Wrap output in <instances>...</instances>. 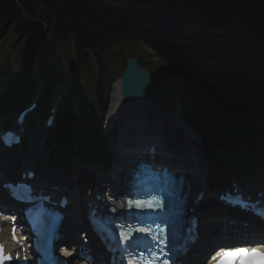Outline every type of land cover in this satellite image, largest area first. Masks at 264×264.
Segmentation results:
<instances>
[{
	"label": "trees",
	"instance_id": "16d2710c",
	"mask_svg": "<svg viewBox=\"0 0 264 264\" xmlns=\"http://www.w3.org/2000/svg\"><path fill=\"white\" fill-rule=\"evenodd\" d=\"M131 43L160 58L156 72L141 58L143 68L175 80L217 122L224 137L209 136L203 151L212 170L264 169V0H0V117L27 106L42 83L30 132L63 96L58 151L53 131L47 157L73 156L79 141L77 158L106 175L109 97L136 55Z\"/></svg>",
	"mask_w": 264,
	"mask_h": 264
},
{
	"label": "rangeland",
	"instance_id": "374dc122",
	"mask_svg": "<svg viewBox=\"0 0 264 264\" xmlns=\"http://www.w3.org/2000/svg\"><path fill=\"white\" fill-rule=\"evenodd\" d=\"M132 44L134 46H131ZM130 47H131L130 48L131 51H134L136 54L133 58H136L138 60V62L141 61L142 59H144L147 63L150 62L152 70L154 72L157 71L158 67L161 65V61H160V58L153 57V54H152L153 52L151 49H149L145 44H142V43H131ZM154 80L157 84V95H156V99H155V105H157L158 107L163 109L162 112L159 113L160 115H156L157 113L155 111H152V110L147 112L148 109H145V108L140 109L138 107H141V106H135L131 102L126 101L124 99V101H125V102H123L124 108H123L122 112H120V117L124 118V120H120V118H118V119H115L112 122V124H109V117L111 115V107H112V99L114 97V91L113 90H114L116 84H114V86H112L111 94L109 97V100L111 99V101H110L111 106L109 109L108 119H107L108 126H107V122H105V124H104V127H105L104 134H105L106 139L108 141V147H109L108 150L112 156V162H114V164L116 163V161H115L116 154H119V152H120V151H115V150H117V147H120L123 143L129 142V141L131 143L140 141L139 135H131L132 132H134V129H132V126L130 123L135 122V120H133L134 114L137 115L135 113V110H139L141 112L140 115L137 116V121L142 122V125H143L142 126L139 124L140 127L138 128V131L146 128L144 121H146V122L149 121V117H148L149 115L147 113H149L150 116H152V117L155 115V116L159 117V120H162L164 112L167 111L169 114V117H167V118H169V120L165 121L163 119L159 123L160 128H162L163 133H165L164 142H166L168 144V146H176L177 143L182 144L184 142H185V145H189V138H187L185 131L183 130L182 127L178 126V124H182V123H181L180 119L178 118V116H175L174 114L181 116V118H183V120L185 122H187L191 127H193L195 129V131L198 133V135L201 137V142H199L196 139L190 138V141L193 140V141H196V143H195V145L192 144L189 147V150L192 153V155L193 154L196 155L199 158V160H200V155H201V160H203V162H201L200 169L203 172V174H206V172L209 170H208V167H207L206 163L204 162V158H203L204 157L203 152H202V151H204L203 139L206 140V138H208L209 136L214 137V138H221V137H224V133L222 132V130L219 127H216L217 122L214 119L207 120V118H205L196 109V107L193 104V101L189 98L188 94L186 92H184L183 87L180 86L175 80H166V82H164L163 80H165V79H159L157 77H154ZM158 80L160 83L158 82ZM149 108L151 109V107H149ZM133 112H134V114H133ZM30 121L28 122L29 126H31ZM81 124H83V122ZM133 126L138 127L137 124H135V125L133 124ZM0 127H2V126H0ZM147 127L151 128L152 125L148 124ZM34 129H35L34 133L28 134V131H26L23 136L28 135L27 139L29 140V144L30 143L33 144V146L31 145L29 147V149L31 151L30 153H28L29 158H30L29 164L34 165L38 169L40 167L39 159L47 157L44 153V150H45L44 139H46L47 136L44 135V133L46 132V130L50 131L51 128H47L43 133L41 131L42 126L38 125V126L34 127ZM50 134H51V132H50ZM44 136H46V137H44ZM50 138H51L50 140H51L52 151H58L54 146V141L56 139V136L53 135V137H50ZM34 142H35V145H34ZM80 146L81 145H80L79 141L78 142L76 141L75 143L69 145L68 150L70 149L71 151H73L72 152V154H73V153H75L73 148L74 147L80 148ZM182 147L183 146L181 145L180 149H183ZM170 148L173 149L172 147H170ZM173 150H175V149H173ZM48 159H49V157H48ZM55 159H57V161ZM74 159H75V157H72L69 155H63L61 157V159L53 157V161H56L58 163H55L52 167H56V168L61 169V168L69 167L72 164H77V172L82 176L83 179L85 178L87 180H86V184H85L82 182V179L80 178L81 187H80L78 193H77V191H75V193L77 194L76 199L81 200V201H85V200L93 197L95 195V193L98 192L99 189H103L104 183H101V185H98V181L96 180V176L93 175L92 171H90V170L89 171H83L79 162L76 159L73 162ZM44 167H46V166L44 165ZM29 168L31 169L30 166H29ZM50 168L46 169L44 171L42 177H46V179H47L46 171L50 170ZM113 168H114V165H112L110 168V171H111L109 173L110 176L112 175ZM15 172H16L15 170H11V172H9L11 174L10 176H15ZM202 172L201 173L199 172L200 175H202ZM39 174H40V171L37 170V176ZM61 176L63 178L62 174H61ZM200 178H201V176H198V179H199L198 185H203L202 179H200ZM247 179L251 180L250 182L247 183L248 186H251L253 188H260V187L264 186V173L261 170H256L255 172H252ZM50 181H51V183H53L52 180H50ZM47 182H48V180H47ZM188 183L189 182H187V185H188ZM97 187H99V188L97 191H95V189ZM89 188H92L91 191H89ZM0 218H3V217H0ZM212 230H220L219 232L224 231V229H222L221 227H214L210 230H206L207 233L205 234L203 232L202 238L200 239V243H203L205 241L207 234H210ZM4 232H5V230H4ZM227 232H232V231H227ZM250 234H251V231H250ZM230 236H232V234H230ZM88 237L91 238L90 235H88Z\"/></svg>",
	"mask_w": 264,
	"mask_h": 264
},
{
	"label": "bare ground",
	"instance_id": "6f19581e",
	"mask_svg": "<svg viewBox=\"0 0 264 264\" xmlns=\"http://www.w3.org/2000/svg\"><path fill=\"white\" fill-rule=\"evenodd\" d=\"M126 65H127V63H126ZM125 69H126V67H125ZM115 84L116 85H115V88L113 90L114 91V97L112 99V107H111V115L109 117V124H112V122L118 118H120V120H124V118L120 117V112H122V110L124 108L123 102H125L124 101L125 98H124L123 93L121 92V89H120V82L118 81ZM110 106H111V103L108 107L106 122L108 119V113H109ZM135 106H139V105H135ZM149 107H151V109ZM138 108L148 109L147 112H149L150 110L155 111L157 113L156 115H160L159 113H161L160 112L161 109L154 104L144 105V106H141ZM135 113L137 115H135L133 112V114H134L133 120H135V122H132V123L129 122L132 126V129H134V132H132L131 135H139L140 141L133 142V143H131L129 141V142L123 143L120 147H117V150H115V151H120V152H119V154H116V157H115L116 163L114 164L112 175L106 176V177H104L102 175H97V177H96V180L98 181V185H101V183H104L103 189L98 190V188L100 186L95 189L96 191L98 190L97 193L103 195V197L106 198L110 204H112V200H114L115 203H117L118 201H122V191H123L122 188L125 185L126 172L123 171L121 173L119 171V169L121 167H118V166L122 163L124 170H126L127 168L133 169L134 168L133 163L132 162L128 163L127 161H131V160L135 161L136 158L134 157V154L137 151H143L144 148L149 150L150 156L149 155L140 156L141 158H144V159H140V157H139L138 159L141 161H146L145 158H149V160L153 159L154 161H156L158 151H162L163 156L166 158V160L170 161L172 164L174 163V158H183L184 160L178 161L177 164H179V163L183 164L182 172L184 174L186 173V175H184V176H186L185 180L186 181L189 180L190 188L192 190L198 189L199 185L197 184L196 180L199 181V179L196 177V175H198L199 172L200 173L202 172L200 170L201 163H200L199 158L194 154L192 155V153L189 150V147L192 144L195 145V143H196V141H193V140L190 141V138L196 139L199 142L201 141V139L199 138L197 133L194 131V129L189 124H187L183 120V118H181V116L174 114L175 116H178V118L180 119V121L182 123V124H178V126L182 127L183 130L185 131L187 138H189V145H185V142H184L182 144L177 143L176 146H168V144L166 142H164L165 133H163V130H162V128H160L159 123L163 119L166 121V120H169V118L166 119V117L163 116L162 117L163 119L159 120V117H157L155 115L152 117V116H150L149 113H147L149 115L148 116L149 121L146 122L143 120L146 128L138 131V128L140 127L139 124L142 125V122L137 121V116L140 115L141 112L139 110H135ZM133 124L134 125L137 124L138 127H134ZM148 124L152 125V127L151 128L147 127ZM107 126H108V122H107ZM44 135H48V132H45ZM54 135H57V132H55ZM156 144H158L159 146H157ZM181 145L183 146L182 147L183 149H180ZM170 147H172L175 150L171 149ZM15 149L16 148L12 149V153L15 152V154H11L10 150L5 149V148H3L2 151L0 150V169L2 168L3 170H8V169H4V168H6L7 166H9L11 164H15L17 162L19 164H24L27 162L30 163V160L25 159V157L29 158L28 154L23 156L19 151H16ZM75 151H77V149ZM30 152L31 151H27V153H30ZM197 163L198 164L200 163L199 166H196ZM125 164H127V165H125ZM81 168L83 171H86V169L83 168L82 166H81ZM172 170L174 171L175 168H173ZM5 174L2 172L0 173V178L2 179V181L0 183H2L3 181L6 180L7 177L5 176ZM61 174L63 175V178H62ZM46 176H47L48 184L51 183L50 180H52V182H53L52 184H55L58 186L59 191L56 194L58 196L66 195L69 197V199L72 202V205L69 206L68 209L65 211L66 215H65L64 222H63V230L64 231H70L74 222L77 221L76 227L79 230V232H81L84 228L82 226L78 225V221H79V219H81V213H80V208L76 204L77 194L75 193V191H77V193H78V191L81 187L80 178L82 179V182H84V179L77 172V164H72L69 167L61 168V169L56 168V167H51L50 170L46 171ZM40 177H41V172L37 176V178L39 180H41ZM194 179H196V180H194ZM93 199L94 198H89V200H93ZM88 204L89 203H86L87 207H88ZM46 205L52 206L51 204H46ZM224 206L225 205L222 204L223 208H224ZM87 210L88 209H86L85 212H87ZM85 212L83 210V214H85ZM208 215L213 216L210 213H208ZM82 218L85 219V216H82ZM9 223H11L10 220H9ZM7 226H9L8 220H6V218H0V243H5L7 245L9 252H17L18 249L16 248V245L12 243L10 236L8 237L7 233L10 230L8 229ZM4 230H5V232H4ZM219 231L220 230H212L209 235L207 234V236H206L207 241L205 243L206 246L200 251V253H199L200 257L203 258L206 255V253L210 250L211 246L218 245L217 241H223V240L227 239L230 236V234H234L232 232H227V231L219 232ZM204 233L205 234L207 233L206 230L204 231ZM256 233H257L256 230H253L251 237L255 236ZM80 234H82V233H80ZM78 238L79 237H76L73 240L77 241ZM86 240H87L86 243H87L89 249H91V247L95 243H97L96 242L97 240L94 241V239H92V238L90 240L87 238ZM252 243L254 244V246H264V240L263 241H253ZM205 248H206V251L204 252Z\"/></svg>",
	"mask_w": 264,
	"mask_h": 264
},
{
	"label": "water",
	"instance_id": "95a60500",
	"mask_svg": "<svg viewBox=\"0 0 264 264\" xmlns=\"http://www.w3.org/2000/svg\"><path fill=\"white\" fill-rule=\"evenodd\" d=\"M119 82L124 98L133 105H149L156 98L157 84L154 77L139 65L136 58L128 59Z\"/></svg>",
	"mask_w": 264,
	"mask_h": 264
},
{
	"label": "snow or ice",
	"instance_id": "6c2138e0",
	"mask_svg": "<svg viewBox=\"0 0 264 264\" xmlns=\"http://www.w3.org/2000/svg\"><path fill=\"white\" fill-rule=\"evenodd\" d=\"M140 230L141 229H138V231ZM2 252L3 249H0V254H2ZM253 255L255 254L249 253L247 250H238L234 252L226 251L218 260V264H235L236 260H240L241 264H257V262L252 259H244L245 257H252ZM260 264H264V261H261Z\"/></svg>",
	"mask_w": 264,
	"mask_h": 264
}]
</instances>
